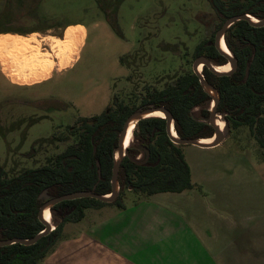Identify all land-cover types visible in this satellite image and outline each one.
Here are the masks:
<instances>
[{
	"label": "trees",
	"instance_id": "1",
	"mask_svg": "<svg viewBox=\"0 0 264 264\" xmlns=\"http://www.w3.org/2000/svg\"><path fill=\"white\" fill-rule=\"evenodd\" d=\"M208 2L216 15L215 33L211 39L197 45L194 58L204 54L215 64L223 65L228 59L216 48L215 34L234 15L250 14L263 19L264 0ZM225 39L237 59V70L231 75H218L204 66L202 72L219 92L217 110L226 114V126L234 129L249 127L264 157V27L253 26L248 20L242 19L227 30ZM130 58L132 54H125L120 57V61L130 68ZM248 66L250 73L246 79ZM211 101L212 96L205 91L198 75L193 70L186 71L164 88L147 87L139 104H129L114 95L111 103L100 114L79 117L76 125L69 126L75 141L43 165L11 174L0 161V239L32 238L46 228L39 219L40 209L46 202L41 197L45 190L51 198L78 190L110 194L120 133L127 118L139 108L150 104L165 106L173 114L175 130L180 137L210 138L215 133L214 126L209 123ZM64 106L63 109L67 105L64 103ZM196 108L199 109L198 114ZM166 124L167 120L159 116L138 121L134 135L140 144L131 145L121 162V189L114 202L84 197L57 203L52 207V212L60 218L55 228L35 244L1 246L0 264H44L64 238V226L67 223L83 220L89 208L105 205L124 208L126 189L150 196L159 192H182L194 188L191 167L182 148L184 145L171 140ZM51 138L56 136L52 135ZM40 141L38 139L32 144L29 154L35 155L36 145ZM143 146L150 150L148 160H144L145 153L140 162L133 160L131 157L136 159L138 154L144 152Z\"/></svg>",
	"mask_w": 264,
	"mask_h": 264
},
{
	"label": "crops",
	"instance_id": "2",
	"mask_svg": "<svg viewBox=\"0 0 264 264\" xmlns=\"http://www.w3.org/2000/svg\"><path fill=\"white\" fill-rule=\"evenodd\" d=\"M9 2L37 22L0 30V79L22 89L61 81L82 60L98 22L55 20L66 11L54 7L56 0ZM44 2L52 5L50 13ZM63 103L81 111V103ZM226 140L183 149L194 188L139 195L124 208L87 209L83 220L64 226V238L44 264H264V192L246 191L253 176L230 177L239 160L231 150H217ZM91 212L97 213L92 221Z\"/></svg>",
	"mask_w": 264,
	"mask_h": 264
},
{
	"label": "rangeland",
	"instance_id": "3",
	"mask_svg": "<svg viewBox=\"0 0 264 264\" xmlns=\"http://www.w3.org/2000/svg\"><path fill=\"white\" fill-rule=\"evenodd\" d=\"M9 1L0 0V30L37 22L25 19L19 12L21 4ZM56 1L59 3L54 2V7L61 4L66 11L55 20L81 19L90 25L98 22V27L91 30L82 60L61 81L22 89L0 79V161L11 174L45 164L73 143L75 137L69 126L77 124L79 114H100L114 95L129 104H139L147 87L164 88L178 75L192 71L197 45L215 33L216 15L208 0ZM51 8L47 2L42 5L47 13ZM125 54H132L130 68L120 61ZM63 101L81 103V111L63 109ZM198 111L196 108L197 114ZM223 131L227 140L217 150H231L239 160L238 165L231 164L230 177L253 176L256 180L249 179L246 191L264 192L263 150L249 127L234 129L225 124ZM38 139L41 141L35 155L29 154ZM139 144L134 135L132 145ZM192 147L195 146L182 148ZM137 157L142 159L144 152ZM189 157L197 158L194 154ZM139 195L126 189L123 199L129 203L139 199ZM51 214L56 226L60 218ZM96 215L91 212L89 219L95 220Z\"/></svg>",
	"mask_w": 264,
	"mask_h": 264
},
{
	"label": "water",
	"instance_id": "4",
	"mask_svg": "<svg viewBox=\"0 0 264 264\" xmlns=\"http://www.w3.org/2000/svg\"><path fill=\"white\" fill-rule=\"evenodd\" d=\"M248 20L253 26L256 27H264V18L263 19H259L256 17H253L250 14H239V15H234L229 17L222 25V27L217 31L216 36H215V45L216 48L219 50L220 53H222L223 55H225L228 59V62L225 64H229L230 68L228 70H219L217 69V66H222V65H218L215 64V62H213L208 56L206 55H200L198 57L195 58V61L193 63V71L196 75H198V77L200 78V81L205 89L206 92H208L211 96H212V106L210 108V118H209V123L212 124L215 128V133L212 137L210 138H214V141H203L204 139H208V138H182L178 135L177 131H176V135L173 134V125H174V117L172 112L166 108L165 106H155L153 104H150L147 107H141L138 110H136L135 112H133L125 121L124 127L120 133L119 136V145L115 151V163H114V167H113V175H112V192L110 194H99L97 192H95L94 190H78L75 192H71V193H66L64 195L58 196V197H54L51 198V196L48 194L47 190H45L41 197L46 199V202L42 205L40 212H39V219L45 223L46 228L36 234L35 236H33L32 238H22V237H13V238H9V239H0V247L1 246H6V245H11L14 243H21L24 245H32L35 244L41 237L47 235L48 233H50L53 230V224L49 221L46 220L45 218V214L48 210H50L52 212V207L54 205H56L57 203H60L64 200H71V199H77V198H84V197H92V198H96L99 199L101 201H105V202H114L120 193V189H121V185H120V181H119V170H120V166H121V162L124 159V157L127 155L128 153V148L125 147V138H126V133L128 131V128L130 126V123L133 120H136V124L138 123L139 120H141L142 118H146V117H151L153 113H161L163 114V117L167 120V124H166V129H167V133L169 135V137L171 138V140L176 143V144H180V145H197V146H201V147H214L219 145L220 143H222L226 138H227V134L223 131V129H221L218 124H217V119L218 116L225 121V113H219L217 108L219 105V101H220V95L218 90L205 78L202 70L200 69V66L203 65L204 66H208V68L218 74V75H231L232 73H234L237 70L238 67V62L236 57L233 55L232 51L231 54L225 52L222 48H221V42L222 40H225V35L227 33V30L237 21L239 20ZM223 64V65H225ZM249 73H250V66L247 67V71H246V79H248L249 77ZM226 124V121H225ZM175 128V125H174ZM96 150V148H95ZM142 150L144 151L146 157H145V161L148 160L149 156H150V150L147 147H142ZM133 160L140 162L139 158H134L131 157ZM98 164L100 165V162H98ZM99 175L101 176V168L99 169ZM96 187V185L94 186V188Z\"/></svg>",
	"mask_w": 264,
	"mask_h": 264
},
{
	"label": "bare ground",
	"instance_id": "5",
	"mask_svg": "<svg viewBox=\"0 0 264 264\" xmlns=\"http://www.w3.org/2000/svg\"><path fill=\"white\" fill-rule=\"evenodd\" d=\"M221 48L225 51V52H227V53H229V54H231V50H230V48L228 47V45H227V43H226V41L225 40H222V42H221ZM202 68V65L200 66V69ZM230 68V65L229 64H225V65H222V66H217V69H219V70H228ZM211 106H212V104H211ZM152 116H159V117H163V114H161V113H153V114H151ZM224 120H222L219 116H218V119H217V124H218V126L221 128V129H224V126H225V124H224ZM136 120H133L131 123H130V126H129V128H128V131H127V133H126V138H125V147L126 148H128V147H130L131 145H132V142H133V137H134V135H133V133H134V130H135V128H136ZM173 134L174 135H176V131H175V128H174V125H173ZM215 140V137L214 138H208V139H204L203 141H207V142H209V141H214ZM45 218H46V220L47 221H49V222H51L52 223V214H51V211L50 210H48L47 212H46V214H45Z\"/></svg>",
	"mask_w": 264,
	"mask_h": 264
},
{
	"label": "flooded vegetation",
	"instance_id": "6",
	"mask_svg": "<svg viewBox=\"0 0 264 264\" xmlns=\"http://www.w3.org/2000/svg\"><path fill=\"white\" fill-rule=\"evenodd\" d=\"M215 36H216V34H215ZM214 42H215V39H214ZM209 43L211 44L212 42L211 41H209ZM204 55V54H203ZM207 56V55H206ZM107 108V107H106ZM133 135H134V133H133ZM137 158H139V157H137Z\"/></svg>",
	"mask_w": 264,
	"mask_h": 264
},
{
	"label": "built area",
	"instance_id": "7",
	"mask_svg": "<svg viewBox=\"0 0 264 264\" xmlns=\"http://www.w3.org/2000/svg\"><path fill=\"white\" fill-rule=\"evenodd\" d=\"M55 228V226H53V229Z\"/></svg>",
	"mask_w": 264,
	"mask_h": 264
}]
</instances>
